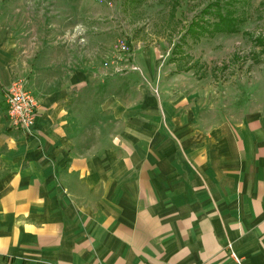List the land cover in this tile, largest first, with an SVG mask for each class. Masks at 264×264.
<instances>
[{"label": "crops", "instance_id": "obj_1", "mask_svg": "<svg viewBox=\"0 0 264 264\" xmlns=\"http://www.w3.org/2000/svg\"><path fill=\"white\" fill-rule=\"evenodd\" d=\"M73 25L0 23V264H236L228 243L264 264V84L227 103L149 45L112 72ZM17 78L37 100L31 134L7 118Z\"/></svg>", "mask_w": 264, "mask_h": 264}, {"label": "rangeland", "instance_id": "obj_2", "mask_svg": "<svg viewBox=\"0 0 264 264\" xmlns=\"http://www.w3.org/2000/svg\"><path fill=\"white\" fill-rule=\"evenodd\" d=\"M27 17L39 25L58 23L62 34L72 31L73 23H89L101 41L97 56L106 54L104 60L120 70L130 65L125 60L132 62L135 49H159V67L170 77L190 76L195 88L209 86L230 104L247 107L251 95L244 87L249 90L255 75L254 81L264 84V0H0V23L25 25ZM50 27L39 28L42 43L55 40ZM27 33L32 30L25 38Z\"/></svg>", "mask_w": 264, "mask_h": 264}, {"label": "built area", "instance_id": "obj_3", "mask_svg": "<svg viewBox=\"0 0 264 264\" xmlns=\"http://www.w3.org/2000/svg\"><path fill=\"white\" fill-rule=\"evenodd\" d=\"M130 53L129 51L127 54ZM130 67L132 63L126 58ZM104 66L111 65L112 72L120 70L112 60H105ZM129 66H127L129 68ZM37 109V100L32 93L27 89L23 79L12 80L6 89V112L10 125L20 131L28 134L33 132L35 127V117ZM229 255L234 259L236 264H242V259L232 249L231 244H227Z\"/></svg>", "mask_w": 264, "mask_h": 264}, {"label": "trees", "instance_id": "obj_4", "mask_svg": "<svg viewBox=\"0 0 264 264\" xmlns=\"http://www.w3.org/2000/svg\"><path fill=\"white\" fill-rule=\"evenodd\" d=\"M193 23V22H192ZM192 23H191V25H192ZM191 28H192V26L190 27V29H189V31H192V33H196V29H194V30H191ZM227 29H234L233 27H230L229 26V28L228 27H226Z\"/></svg>", "mask_w": 264, "mask_h": 264}]
</instances>
